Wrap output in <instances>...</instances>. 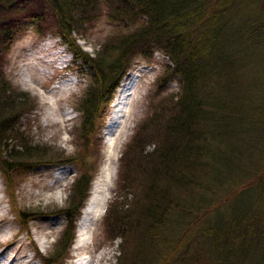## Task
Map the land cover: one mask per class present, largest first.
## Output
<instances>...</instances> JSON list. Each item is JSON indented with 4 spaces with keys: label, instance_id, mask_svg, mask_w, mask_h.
<instances>
[{
    "label": "trees",
    "instance_id": "trees-1",
    "mask_svg": "<svg viewBox=\"0 0 264 264\" xmlns=\"http://www.w3.org/2000/svg\"><path fill=\"white\" fill-rule=\"evenodd\" d=\"M47 1L61 39L75 59L89 66L92 81L77 107L79 150L74 158L61 156L60 161L79 170L70 205L62 212L68 223L62 232V253L66 255L72 243L74 221L96 170L97 162L86 159L92 157L96 125L132 61L157 51L170 63L165 65L159 88L174 77L180 87L153 105L156 110L122 154L123 184L105 211L103 230L113 240L135 232L149 250L160 247L158 259L163 264L170 263L168 255L173 257L171 264H251L250 244L254 238L264 243V199L256 198V210L251 200L246 199L245 204L243 200L255 186L254 197H258L262 189L258 181L264 177L262 170L255 174L263 169L264 157L254 154L264 147L261 141L252 140L257 130L264 134L262 1ZM102 17L116 33L91 57L71 35ZM252 73L258 75L256 80L245 82ZM5 84L0 80V173L10 188L13 173L26 172L37 164L33 160L44 155L31 146L7 143L20 116L22 98L11 94ZM160 112L164 131L148 152L144 124L154 121ZM158 124L155 132L161 128ZM249 174L251 179L244 182ZM125 182L129 192L123 195ZM13 208L17 219H22L21 226L30 219L26 217H33ZM42 260L50 262L48 257Z\"/></svg>",
    "mask_w": 264,
    "mask_h": 264
},
{
    "label": "rangeland",
    "instance_id": "rangeland-1",
    "mask_svg": "<svg viewBox=\"0 0 264 264\" xmlns=\"http://www.w3.org/2000/svg\"><path fill=\"white\" fill-rule=\"evenodd\" d=\"M261 1V6L264 8V0ZM86 25L71 36L82 51L93 57L116 31L115 27L103 17ZM58 30L47 0L0 2V80L7 83L5 86L9 87L11 94L22 98V108L19 111L21 113L8 134L12 140H8L7 143L31 146L36 149V153L44 155L41 159L33 160L31 163L37 164L26 172L13 173L10 188L4 185V178L0 173V250L6 252L4 256L0 255V264H23L27 261V264H41L36 259L33 244L42 255L48 257L49 264L63 260L61 264H73V262L83 264L85 261H91V264H119V261L121 264H163L160 262L162 259L160 261L158 259L162 253L159 246L158 248L153 246V249L149 250L148 245L141 244V237L131 231H128V236L124 239H110L103 230L102 219L106 208L116 200V191L118 193L122 188L123 183L120 180L122 154L133 142L139 127L156 110L153 105L156 106L160 98H169L177 93L180 87L178 79L168 78L159 88V80L165 72L164 66L169 64L168 59L160 52L152 53L151 57L138 56L132 61L130 69H135L137 72L139 68L143 71L137 72L139 77L126 111V119H123L113 135L105 133L106 119L112 110L115 91L102 120L98 123L99 127L98 124L96 125L92 157L86 158L90 162L97 163L82 208L89 197L93 200L104 197L107 202L104 213L101 215L100 212L98 216L90 218L89 225L88 223L85 225L88 228L84 226L80 228L82 215L80 211L74 224L72 243L73 246L78 240L77 249L74 251L71 246L67 258H64L61 239L67 222L62 212L70 205L73 182L78 177L79 170L71 163L68 166H61L60 161L61 156L66 159L74 158L79 150L75 140V128L80 121L77 107L92 81L89 66H82L80 60L74 59L68 46L57 37ZM11 34L12 39L8 42L7 38ZM35 51L38 52L37 58L41 57L43 63L42 60L36 62L28 60L29 54ZM45 62L49 63L44 65ZM55 64L67 68L62 71L55 70L53 67ZM31 66H34V69ZM257 76L252 73L244 81L249 83L252 79L256 80ZM68 80L73 87L65 91L61 90V87H66L65 83ZM259 86L262 87V79L259 80ZM66 111L70 112V119L65 121L63 114ZM158 114L154 121L144 124L142 134L148 135L147 144H149L146 147L148 152L155 148L162 130L164 131L163 115L161 112ZM156 124L161 128L155 132ZM261 134L262 130H257L252 140L261 141L263 148L264 134L262 136ZM254 154L259 159L263 158L264 149ZM243 167L247 169L246 165ZM260 170L264 173L263 167L255 174ZM62 171L68 173L64 175L65 180H60ZM250 175L243 178L244 182L251 179ZM107 176H110L109 180ZM258 182L262 184L258 197H254L258 191V187L255 186L243 199L244 204L246 199L251 200L255 210L259 206L256 198L264 199V177ZM127 187L128 183L124 190H121L123 195L129 192ZM92 189L93 194H91ZM228 194L236 196V192ZM10 197L12 200H9ZM13 206L21 213L33 216V219L28 221L27 228L20 225L22 219H17ZM117 230L118 228L115 229ZM1 237L6 238L2 240ZM174 238L179 237H172ZM249 254L251 264H254V260L255 264H264V243L254 238V242L250 244ZM56 256L61 258L57 259ZM203 256L205 255L201 258L206 261ZM166 257L171 264L172 255ZM12 259H14L13 263L10 262Z\"/></svg>",
    "mask_w": 264,
    "mask_h": 264
},
{
    "label": "bare ground",
    "instance_id": "bare-ground-1",
    "mask_svg": "<svg viewBox=\"0 0 264 264\" xmlns=\"http://www.w3.org/2000/svg\"><path fill=\"white\" fill-rule=\"evenodd\" d=\"M46 50V49H45ZM41 53V52H40ZM58 54V53H57ZM38 52H31L29 54V58L28 60L30 61H38V60H42V63L44 62L43 59H41V57H38ZM49 62H45L44 65H47ZM32 69H34V66H31ZM138 78V73L136 72V74L132 77L125 78L123 79V81L121 82V84H119L115 96L113 98L112 101V110L111 113L109 115V117L106 119V132L109 135H113L116 130L119 128V126L122 124L123 119H126V111L127 108L129 107L130 103H131V98L132 95L135 91L136 88V81ZM107 179H110V176H107ZM91 194H93V189L91 190ZM105 198H99V199H92L91 197H89L86 201V205L81 209L82 215H81V220L79 222V227L82 228V226H85L90 218H94L95 215L98 216V214L101 212V215L104 213L105 207H106V199ZM89 225V223H88ZM90 227V226H89ZM2 240L6 237H1ZM78 246V240L75 241V243L73 244L72 248L74 251H76ZM33 250L34 251H38L36 249V246H34L33 244ZM4 253H6L4 250H0V255H3ZM4 256V255H3ZM5 258H2V260H4ZM12 259L10 262L13 263ZM28 263V261H27ZM25 262H23V264H27ZM83 264H91V261H85Z\"/></svg>",
    "mask_w": 264,
    "mask_h": 264
}]
</instances>
